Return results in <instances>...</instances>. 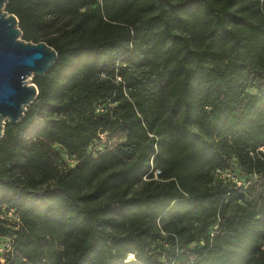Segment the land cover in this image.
I'll return each mask as SVG.
<instances>
[{"label":"trees","instance_id":"obj_1","mask_svg":"<svg viewBox=\"0 0 264 264\" xmlns=\"http://www.w3.org/2000/svg\"><path fill=\"white\" fill-rule=\"evenodd\" d=\"M5 10L23 39L57 52L0 138L5 264H264V0ZM105 131L124 140L85 154ZM55 144L73 166L57 165Z\"/></svg>","mask_w":264,"mask_h":264},{"label":"water","instance_id":"obj_2","mask_svg":"<svg viewBox=\"0 0 264 264\" xmlns=\"http://www.w3.org/2000/svg\"><path fill=\"white\" fill-rule=\"evenodd\" d=\"M0 0V138L7 121L14 125L24 117L37 94L29 76H43L57 60L56 50L46 42L21 37L18 18Z\"/></svg>","mask_w":264,"mask_h":264},{"label":"rangeland","instance_id":"obj_3","mask_svg":"<svg viewBox=\"0 0 264 264\" xmlns=\"http://www.w3.org/2000/svg\"><path fill=\"white\" fill-rule=\"evenodd\" d=\"M57 34H58V31L55 29L52 32L48 33L49 36H56ZM40 41L44 42L43 39ZM28 79H29L28 80L29 82H32V76H29ZM192 92H193L192 94L195 95L196 97H198L201 94V90L197 83L193 84ZM124 137L125 135L119 132L118 133H112L108 131L101 132L97 138L92 140V142H90L86 146V148L84 149V153L90 155L91 157H96L105 151L113 149L117 144H119L120 142L124 140ZM54 147L59 151V154H60V158H59L60 160L57 161V165H60L61 169H63V167H71L74 165L75 161H73V159L70 156L66 155L64 149H62L59 145H56V144L54 145ZM225 176H227V174L225 173L221 174V177H225ZM146 179L147 178H142V181L132 186V188L129 189L128 194L135 193L139 189H141L143 182ZM255 196H256V193L252 192L249 195V198L255 197ZM257 213L259 217L264 219V206L262 205L258 206ZM5 214L12 222L16 220V217L13 214H9V213H5ZM192 246H195V244H192ZM262 259L264 261V245H263V251H262Z\"/></svg>","mask_w":264,"mask_h":264},{"label":"built area","instance_id":"obj_4","mask_svg":"<svg viewBox=\"0 0 264 264\" xmlns=\"http://www.w3.org/2000/svg\"><path fill=\"white\" fill-rule=\"evenodd\" d=\"M258 149L259 150H263L264 148L263 147H259ZM158 173H159V171H156L155 172V176H157ZM236 182L238 184L240 183L238 181H236ZM9 214H11V213H9ZM12 252H13V247H12V240H11V238L0 236V262L2 264H5L6 255L8 253L9 254H12ZM133 258H134L133 254L130 253L127 256V258L125 259V262H128V261L132 260Z\"/></svg>","mask_w":264,"mask_h":264}]
</instances>
